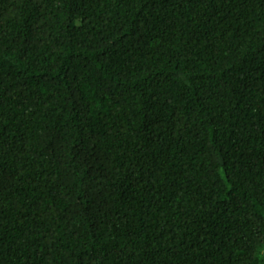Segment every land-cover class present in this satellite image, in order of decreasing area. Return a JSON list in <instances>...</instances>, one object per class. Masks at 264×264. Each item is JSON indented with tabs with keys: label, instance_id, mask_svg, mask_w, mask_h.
<instances>
[{
	"label": "trees",
	"instance_id": "obj_1",
	"mask_svg": "<svg viewBox=\"0 0 264 264\" xmlns=\"http://www.w3.org/2000/svg\"><path fill=\"white\" fill-rule=\"evenodd\" d=\"M0 264H264V0H0Z\"/></svg>",
	"mask_w": 264,
	"mask_h": 264
}]
</instances>
